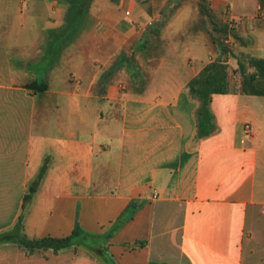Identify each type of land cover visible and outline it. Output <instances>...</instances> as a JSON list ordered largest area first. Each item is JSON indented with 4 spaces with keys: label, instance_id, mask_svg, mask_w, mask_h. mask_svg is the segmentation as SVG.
<instances>
[{
    "label": "crops",
    "instance_id": "1",
    "mask_svg": "<svg viewBox=\"0 0 264 264\" xmlns=\"http://www.w3.org/2000/svg\"><path fill=\"white\" fill-rule=\"evenodd\" d=\"M153 1L149 12L143 0H93L71 37L66 0H0V235L22 225L32 240L66 238L79 226L105 235L116 264H264V96L212 95L217 130L199 137L189 84L211 59L195 40L171 43L141 93L118 77L80 87L128 63L169 0ZM248 2L239 33L264 59V0ZM90 167L97 190L73 188ZM42 251L69 249L3 243L0 264Z\"/></svg>",
    "mask_w": 264,
    "mask_h": 264
},
{
    "label": "rangeland",
    "instance_id": "2",
    "mask_svg": "<svg viewBox=\"0 0 264 264\" xmlns=\"http://www.w3.org/2000/svg\"><path fill=\"white\" fill-rule=\"evenodd\" d=\"M248 1L234 0L235 10L231 5H228L222 11L217 12L213 9L211 0H169L160 22L152 30H146L140 34L139 41L142 42L133 54L130 52L128 63L126 56L123 55L118 64L105 69L107 72L102 82H81L80 87L101 90L108 83L115 82V78L118 77L123 78L124 85L134 93H141L156 67L157 58L171 48V43L195 40L199 45L202 43L209 45L211 62L207 66L214 63L223 66L226 70L228 87L232 90L238 89L242 86L244 76L257 73L253 66L256 57L250 53L251 51H247V48L250 47L249 44L253 41L246 40L239 33V29L246 19L240 14L253 9ZM85 2L83 0L78 9H81ZM143 3L149 12L153 11L155 4L153 0H143ZM245 4H248L247 8ZM263 10L264 6L261 3V8L255 17V20L261 22L262 25H264ZM232 21L236 22V28L231 26ZM230 37L234 39L231 46L225 43V40ZM111 68L113 69L111 70ZM209 75L210 72L207 71L194 85V98L201 102L204 100L197 97V94L208 96L215 86V79L211 80ZM219 76H222V73ZM258 81L260 85L264 84L262 78H259ZM117 116L120 118V113ZM89 166L87 164V167ZM85 171L91 175L70 177L72 187L97 190V176L93 175L94 170L90 167ZM37 186L32 184L30 191L37 189ZM94 244L98 247H95ZM21 258L23 262H28L24 264H67V262L68 264H108V262L116 264L111 258L109 245L104 241V237L97 239L85 237L69 248V251L64 255L48 251L34 255L23 252Z\"/></svg>",
    "mask_w": 264,
    "mask_h": 264
},
{
    "label": "trees",
    "instance_id": "3",
    "mask_svg": "<svg viewBox=\"0 0 264 264\" xmlns=\"http://www.w3.org/2000/svg\"><path fill=\"white\" fill-rule=\"evenodd\" d=\"M85 4L81 9H78V6L83 2V0H66L68 4V13H67V24L70 28V35L75 36L78 33L79 28L82 26L84 18L90 11L93 0H85ZM253 66L256 68L257 73L249 76H244L242 82L243 92L250 95L264 96V84L260 85L258 79L262 78L264 80V59L255 58L253 61ZM113 68H111L112 70ZM210 72L209 78L211 80L215 79V86L208 96H203L197 94L203 102L200 101V108L198 111V136L204 137L211 135L216 132L217 127L214 122V117L210 110V103L212 100V95L214 94H225L233 91L228 87L226 82V70L223 66H218L217 64L208 65L202 73H200L190 84L189 91L190 94L194 97V85L198 83L200 77L206 73ZM222 73V76L219 74ZM104 78V77H103ZM31 87H37L36 84H31ZM40 90H45L46 85H41L38 87ZM35 192V189H31L30 193L26 196L25 201H28L32 194ZM22 225H19L15 230L4 233L0 235V244L3 243H16L19 246L25 248L28 252L33 253L38 250H53L59 252L65 249L71 248L74 244L80 242L85 237L101 238L105 235L100 234H91L82 230L77 226L73 233L66 238H53L46 237L42 239L32 240L27 238L23 234ZM111 237V234H109ZM95 247H98L94 244ZM108 264H112L108 262Z\"/></svg>",
    "mask_w": 264,
    "mask_h": 264
},
{
    "label": "built area",
    "instance_id": "4",
    "mask_svg": "<svg viewBox=\"0 0 264 264\" xmlns=\"http://www.w3.org/2000/svg\"><path fill=\"white\" fill-rule=\"evenodd\" d=\"M232 23H233V24H232ZM231 26H232L233 28H236V26H237L236 22L232 21V22H231ZM225 43L228 44L229 46H231V45L234 43V39L231 38V37H230V38H227V39L225 40ZM245 132L248 134V133L250 132V129L247 127L246 130H245Z\"/></svg>",
    "mask_w": 264,
    "mask_h": 264
}]
</instances>
